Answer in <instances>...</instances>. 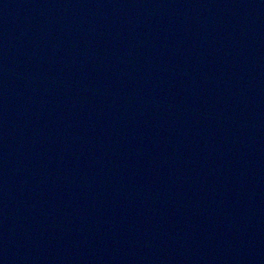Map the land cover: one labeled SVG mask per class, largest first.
Segmentation results:
<instances>
[{"label":"water","instance_id":"obj_1","mask_svg":"<svg viewBox=\"0 0 264 264\" xmlns=\"http://www.w3.org/2000/svg\"><path fill=\"white\" fill-rule=\"evenodd\" d=\"M0 264H264V0H0Z\"/></svg>","mask_w":264,"mask_h":264}]
</instances>
